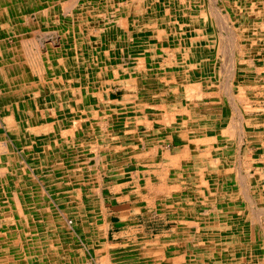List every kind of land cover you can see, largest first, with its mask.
<instances>
[{
    "label": "rangeland",
    "instance_id": "374dc122",
    "mask_svg": "<svg viewBox=\"0 0 264 264\" xmlns=\"http://www.w3.org/2000/svg\"><path fill=\"white\" fill-rule=\"evenodd\" d=\"M46 5L82 11L57 23L37 15ZM108 34L114 60L92 79ZM0 65V198L26 207L1 224L30 264H170L180 241L208 264L246 228L262 243L264 0H0ZM28 176L32 198L7 187ZM225 203L244 231L222 230ZM240 257L229 261L258 264Z\"/></svg>",
    "mask_w": 264,
    "mask_h": 264
},
{
    "label": "bare ground",
    "instance_id": "6f19581e",
    "mask_svg": "<svg viewBox=\"0 0 264 264\" xmlns=\"http://www.w3.org/2000/svg\"><path fill=\"white\" fill-rule=\"evenodd\" d=\"M12 1V0H11ZM161 1V0H160ZM170 1V0H169ZM172 1V0H171ZM176 1V0H175ZM180 1V0H179ZM165 2V1H164ZM235 2H237V1H235ZM245 2V1H244ZM59 3V2H58ZM69 3V2H68ZM175 3V2H174ZM189 3V2H188ZM243 3V2H242ZM195 4H193V6H194ZM198 5V4H197ZM254 5V4H253ZM50 6V5H49ZM139 6V5H138ZM252 6V5H251ZM46 7H48L47 5H46ZM190 7V6H189ZM246 7V6H245ZM3 8V7H2ZM137 8H139V7H137ZM163 8V7H162ZM249 8H251V7H249ZM254 8V7H253ZM205 9V8H204ZM40 9H38L37 10V12L39 11ZM106 10V9H105ZM116 10V9H115ZM118 10V9H117ZM241 10H243V9H241ZM240 10V11H241ZM16 11V10H15ZM32 9H30V12L32 13ZM76 11V10H75ZM81 11H82V9H81ZM80 11V12H81ZM239 11V12H240ZM40 13H37V15L38 16H44V15H48V16H50V15H54V19H53V21L54 22H57V23H59V19L60 20H62L63 19V17H67L66 19H70L71 18V22H73L74 20H76V15H75V13H78V14H80V12H74V10L73 11H70L69 10V12L70 13H72V14H69L68 13V11H67V9H49V7H48V9H42L41 11H39ZM84 12V11H83ZM115 12V11H114ZM137 12H138V10H137ZM2 13V12H1ZM35 13V12H34ZM57 13H59L60 15H58ZM57 15V17H56V15ZM175 14H176V12H175ZM102 15V14H101ZM115 15V14H114ZM138 15V14H137ZM48 16H47V18H48ZM103 16V15H102ZM184 16V15H183ZM186 16V15H185ZM52 17V16H51ZM58 17H59V19H58ZM79 17V16H78ZM92 17V16H91ZM53 18V17H52ZM112 18V17H111ZM111 18H110V20H111ZM181 18V17H180ZM108 19V18H107ZM120 19H122V18H120ZM127 19V18H126ZM3 20V19H2ZM109 20V19H108ZM123 20V19H122ZM183 20V19H182ZM30 21V20H29ZM28 21V22H29ZM104 21V20H103ZM251 21V20H250ZM28 22H27V24H28ZM126 22V21H125ZM209 22V21H208ZM120 23V22H119ZM122 23H124V22H122ZM250 23V22H249ZM31 24V23H30ZM248 25V24H247ZM125 26V25H124ZM123 26V27H124ZM138 26V25H137ZM159 26V25H158ZM193 26V25H192ZM242 26V25H241ZM49 27V26H48ZM122 27V28H123ZM249 27V26H248ZM61 28V31L62 30H64L63 29V27H60ZM88 28H90V27H88ZM107 28V27H106ZM126 28V27H125ZM124 28V29H125ZM93 28H91L90 29V33L93 35L94 33H93V30H92ZM243 29V28H242ZM146 30V29H145ZM56 31V30H55ZM33 32V31H32ZM138 32V31H137ZM48 33V32H47ZM159 33H162V32H159ZM159 33H158V35H159ZM33 34V33H32ZM136 34V33H135ZM38 35H40V34H38ZM37 35V36H38ZM55 35V34H54ZM118 35V34H117ZM32 36V35H31ZM64 36H66L65 34H64ZM63 36V37H64ZM100 36H102V35H100ZM161 36V35H160ZM35 37V36H34ZM41 37H43V36H41ZM41 37H40V39H41ZM50 37V36H49ZM99 37V36H98ZM132 37H134V36H132ZM141 37V36H140ZM51 38H52V36H51ZM58 38V37H57ZM66 38V37H65ZM73 38V37H72ZM95 38H96V36H95ZM101 38V37H100ZM108 38H109V41H107L106 42V46H105V48L107 49V50H104L103 48H99V51L98 52H95V54H94V57H92L93 59H92V62H91V67H92V69L90 70L92 73H90V75H88L89 77H91L92 79L93 78H96V76L98 77V76H100V75H102V73L100 74V71H98V70H96V68H100V63H99V61L100 60H102L103 62H104V64H105V66L107 65V63L108 62H113V60H114V58H113V53H114V46L116 45V43H115V41H114V39L115 40H118V39H116V37L114 36H112V35H110V34H108ZM45 39V38H44ZM47 39V38H46ZM74 39V38H73ZM103 39V38H102ZM151 39H153V38H151ZM168 39V38H167ZM174 39V38H173ZM126 40V39H125ZM171 40V39H170ZM47 41V40H46ZM161 41V40H160ZM186 41V40H185ZM246 41V40H245ZM101 43V42H100ZM167 43H168V40H167ZM172 43V42H171ZM175 43V42H174ZM185 43V42H184ZM187 43V42H186ZM42 44V43H41ZM122 44V41H120V45ZM139 44V43H138ZM28 45V44H27ZM40 45V44H39ZM201 45V44H200ZM29 46V45H28ZM57 46V45H56ZM92 47V44L91 43H88L87 44V47L89 48V47ZM94 47H95V45H93ZM123 46V45H122ZM17 47V46H16ZM44 47V46H43ZM114 47V48H113ZM32 48V47H31ZM42 48V47H41ZM50 48L51 47H49V49L48 50H50ZM17 49V48H16ZM33 49V48H32ZM138 49V48H137ZM195 49V48H194ZM202 49V48H201ZM42 50V49H41ZM135 50V49H134ZM36 52V51H35ZM139 52H140V50L138 51L137 50V53L134 55V56H136L137 58H139L138 56H140L139 55ZM148 52V51H147ZM213 52V51H212ZM67 53V52H66ZM72 53V52H71ZM215 53V52H214ZM31 54V53H30ZM29 55V54H28ZM38 55L43 59V55L42 54H40V53H38ZM57 55H59V52L57 53ZM192 55V54H191ZM48 56H49V54H47L46 55V58H48ZM116 56V55H115ZM187 56H188V54H187ZM193 56V55H192ZM29 57V56H28ZM121 57V56H120ZM195 57V56H194ZM41 59V60H42ZM49 59V58H48ZM140 59V58H139ZM41 60H40V58H39V61L41 62ZM137 60V59H136ZM75 60H72L71 62L68 60V66H66V67H68V68H70L71 66L73 67H80L79 65H77V64H75V63H73ZM140 61V60H139ZM65 62H67L64 58H60V62L59 63H65ZM254 62V61H253ZM38 63V62H37ZM112 65V64H111ZM256 65V64H255ZM33 66V65H32ZM31 66V67H32ZM39 66V65H38ZM84 67V66H83ZM2 69H5L4 68V66L3 65H0V73H2V72H4V71H2ZM25 69V68H24ZM93 69H95V70H93ZM263 69V68H262ZM37 70V69H36ZM55 70V69H54ZM66 70V69H65ZM117 71V70H116ZM127 71V70H126ZM36 73V72H35ZM38 73V72H37ZM41 73V72H40ZM116 73V72H115ZM112 74V72L110 73V75ZM215 74V73H214ZM5 75H6V73H5ZM52 75V74H51ZM117 75V74H116ZM40 77V76H39ZM38 77V78H39ZM131 77V76H130ZM138 77V76H137ZM209 77V76H208ZM32 78H33V75H29V79L28 80H32ZM61 78V77H60ZM59 78V79H60ZM58 79V80H59ZM39 80H41L40 78H39ZM45 80V79H44ZM51 80H53V79H51ZM57 80V81H58ZM62 80V79H61ZM78 80H79V78H78ZM56 81V80H55ZM71 81V80H70ZM77 81V80H76ZM80 81V80H79ZM78 81V82H79ZM41 82H42V80H41ZM47 82V81H46ZM65 82V81H64ZM130 82H131V80H130ZM38 83V82H37ZM48 84V83H47ZM87 84V83H86ZM98 85V84H97ZM124 85V84H123ZM127 85V84H126ZM53 86V85H52ZM84 86V85H83ZM89 86V85H88ZM55 87V86H54ZM53 87V88H54ZM74 87V86H73ZM128 87V86H127ZM60 88V87H59ZM85 88H87V87H85ZM127 89V88H126ZM128 89H129V87H128ZM31 90H33V86L31 87ZM57 90V89H56ZM61 90V89H60ZM91 89H88V92L90 91ZM71 91H74V90H72L71 89ZM79 91V90H78ZM75 92V91H74ZM11 93V92H10ZM17 93V92H16ZM58 93H59V91H58ZM58 93H57V95H58ZM65 93V92H64ZM76 93V92H75ZM75 93H74V95H75ZM80 93V92H79ZM29 94V93H28ZM31 94V93H30ZM137 94V93H136ZM10 95V94H9ZM8 95V96H9ZM16 95V94H15ZM79 95V94H78ZM11 96V95H10ZM17 96V95H16ZM55 97V96H54ZM59 97H60V95H59ZM77 98V97H76ZM11 99V98H10ZM13 99V98H12ZM15 99V98H14ZM57 99V98H56ZM82 99V98H81ZM76 100V99H75ZM21 101V100H20ZM79 102H82V101H80V99L78 100ZM77 100L75 101V102H78ZM102 101V100H101ZM104 101V100H103ZM108 101V100H107ZM106 101V102H107ZM105 102V101H104ZM112 102V101H111ZM11 103V102H10ZM9 103V104H10ZM14 103H15V101H14ZM24 103V102H23ZM114 103V102H113ZM7 104V103H6ZM35 104H37V103H35ZM88 104V103H87ZM8 105V104H7ZM7 105H5L6 106V108H8L7 107ZM91 105V104H90ZM47 106V105H46ZM70 106V104H68V107ZM158 106V105H157ZM107 107V106H106ZM4 108V107H3ZM110 108V107H109ZM17 110H19L20 109V106H17V108H16ZM22 109V108H21ZM54 109V108H53ZM112 109V108H111ZM114 109V108H113ZM7 110H9V108L7 109ZM12 110V109H11ZM29 110V109H28ZM37 110V109H36ZM44 110V109H43ZM93 111V110H92ZM95 111V113L97 114V112H96V110H94ZM10 112H12V111H10ZM42 112V111H41ZM108 113V112H107ZM11 114H13V113H10V116H11ZM62 114H64V113H62ZM96 114H95V116H96ZM32 115H33V113H32ZM31 115V116H32ZM58 115V114H57ZM102 115H104V113L102 114ZM9 116V117H10ZM30 116V117H31ZM50 118L49 117H47V116H45V115H43V117H42V119L44 120V121H46L47 122V124L49 123L48 121H50L51 120V118L53 117L54 119H55V113H54V111L53 110H50ZM99 116V115H98ZM105 116H106V114H105ZM13 118H14V115L12 116ZM72 117V116H71ZM87 117V116H86ZM92 117H94V116H92ZM97 117V116H96ZM118 117H120V116H118ZM13 118H12V120H13ZM57 118V117H56ZM74 118H75V116H74ZM103 118H106V117H103ZM58 119V118H57ZM86 119V118H85ZM85 119H78L77 121H79V120H85ZM55 121H56V119H55ZM74 121H76V120H74ZM58 122V121H57ZM101 122V121H100ZM104 122V121H103ZM28 123V122H27ZM32 123V122H31ZM107 123V122H106ZM105 123V124H106ZM46 124V123H45ZM232 124V123H231ZM28 125V124H27ZM30 125V124H29ZM49 125L50 124H48L47 125V128H49ZM55 125V124H54ZM58 125V124H57ZM219 125V124H218ZM51 126V125H50ZM227 126L229 127V125L227 124ZM28 127V126H27ZM231 127V126H230ZM229 127V128H230ZM229 128H222L223 130L222 131H224V130H226V131H228V129ZM31 129H33L34 130V128H31ZM72 129V128H71ZM231 129H232V127H231ZM69 130V129H68ZM75 130V129H74ZM180 130V129H179ZM189 130V129H188ZM217 130V129H216ZM230 130V129H229ZM61 131V130H60ZM220 131V130H219ZM33 132H36V131H33ZM63 132V131H62ZM188 132V131H187ZM191 132V131H190ZM214 132V131H213ZM229 132V131H228ZM228 132H226V133H228ZM205 133H206V131H205ZM225 135H226V133L225 132H223ZM234 133V132H233ZM66 134H68V133H66ZM191 134V133H190ZM223 134V135H224ZM64 135V134H63ZM188 135V134H187ZM208 137V136H207ZM189 138V137H188ZM211 138H214V137H211ZM179 139H181V141L182 142H186L185 141V139L183 138V136L180 134V136H179ZM200 139V138H199ZM204 139V138H203ZM189 140V139H188ZM191 140V139H190ZM189 140V141H190ZM196 140V139H195ZM214 140H215V138H214ZM201 141H204V140H201ZM206 141H207V138H206ZM196 142V141H195ZM193 143V142H192ZM210 143V142H209ZM197 144V143H196ZM113 146V145H112ZM222 150V149H221ZM224 153V152H223ZM0 163H2V161L0 162ZM215 163V162H214ZM213 164V163H212ZM17 165V164H16ZM14 166V165H13ZM117 167V166H116ZM222 172H223V170H222ZM205 173V172H204ZM3 174V173H2ZM2 174H0V175H2ZM212 174V173H211ZM224 174V173H223ZM4 175V174H3ZM238 175V174H237ZM251 176V175H250ZM218 177V176H217ZM239 177V176H238ZM247 177H249L248 175H247ZM215 178V177H214ZM240 178V177H239ZM0 179H1V177H0ZM238 179V178H237ZM27 180L29 181V182H24V183H22V184H20V185H16L17 183H15L14 184V182H12V184L9 182V184H8V186L7 187H10V186H12L13 188H14V190H17V189H22V191H23V193H22V196L23 197H25L26 195H28V196H31V198L33 197V195H32V193H31V189L32 188H29V186L28 185H32V178L30 177V176H28V178H27ZM239 181V180H238ZM240 181H241V179H240ZM249 182V181H248ZM239 183H241V182H239ZM3 185V184H2ZM240 185V184H239ZM242 185V184H241ZM244 185V184H243ZM250 187V185L248 186V188ZM242 188V187H241ZM244 188V187H243ZM35 189H37V190H39L38 189V186L36 187L35 186ZM204 190V189H203ZM244 190H246V187L244 188ZM4 191V190H3ZM28 192V194H24V192ZM207 191V190H206ZM250 191V190H249ZM242 192V191H241ZM243 194V193H242ZM9 196H7V197H5L4 199H2V197L0 198V203L1 204H3L4 205V211H5V214H0V264H30L32 261H33V258L31 257V255L29 254V252H28V250H26V248L27 247H22L23 245L21 244V246H18V244H17V242L16 241H14V239L16 238L15 237V232H11L10 230H5V227L1 224V220H4L5 218H7L8 219V217L10 216V214L13 212V211H15V212H17L16 210H18V213H19V216L20 215H24V212H25V208H22V204H20V202H19V199L20 198H22V197H20L15 191H13L12 193H10V194H8ZM211 195V194H210ZM213 195V194H212ZM211 195V196H212ZM245 196V195H244ZM24 199V198H23ZM25 200V199H24ZM32 201V200H31ZM234 205H231V204H229V203H225V206H224V211H221V212H219V217H221L220 218V222L222 221L223 223V225H221V227H222V230L223 231H231L232 232V234L234 233L233 232V230H237V231H244V229L246 228L245 226H244V229L242 228V227H237V220H240L241 219V214H242V212H241V209L240 208H238L237 207V204H235V203H233ZM31 208V207H30ZM257 209V208H256ZM43 210V209H42ZM1 211H3V210H0V212ZM183 211V210H182ZM244 211V210H243ZM249 211L251 212V210L249 209ZM40 212V211H39ZM259 212V211H258ZM2 213V212H1ZM43 213V212H42ZM96 214V213H95ZM254 214V213H253ZM40 215V214H39ZM95 216V215H94ZM186 216V215H185ZM13 218V217H12ZM21 218V217H20ZM246 218V217H245ZM20 220V219H19ZM26 220V219H25ZM185 222V221H184ZM32 223V222H31ZM187 224V223H186ZM245 224V223H244ZM214 225V224H213ZM186 226V225H185ZM32 227V226H31ZM260 227V226H259ZM252 228V227H251ZM202 229V228H201ZM259 229V228H258ZM248 230V228H246L245 229V233L246 234H244V232L243 233H238V234H236V236L233 234V235H230V236H223V237H221L222 238V244H223V246H222V248L220 247L219 249H215V248H212L213 247V245L211 244V242H208L207 244L209 245L210 244V247L209 246H207V247H209V248H212L211 249V251L210 252H208V250H206V252L208 253V258H210L209 259V263L208 264H213V263H216V264H240V262L239 263H236V262H232V261H229V260H231V259H233V258H238L239 257V260L241 259V257L240 256H249V255H251L252 257H253V259H255V260H258V264H264V231H260V237L262 238V243H258L257 241H256V239H255V236L253 235V234H247V231ZM264 230V229H263ZM258 231V230H257ZM250 232V231H249ZM29 233V232H28ZM185 233V235H186V233H187V231H185L184 232ZM183 233V234H184ZM193 233V232H192ZM191 234V233H190ZM206 234V233H205ZM13 235H14V237H13ZM19 235V234H18ZM204 236V235H203ZM252 237V238H249V237ZM188 237V236H187ZM204 238V237H203ZM20 239V238H19ZM26 239V238H25ZM29 239V238H28ZM28 239L26 240V241H28ZM207 239V238H206ZM258 239V238H257ZM18 241V240H17ZM196 241V240H195ZM50 242V241H49ZM27 243V242H26ZM25 243V244H26ZM45 243V242H44ZM245 243H246V246H245ZM201 244H204V243H201ZM241 244V245H240ZM27 245V244H26ZM174 245V244H173ZM187 245H188V243L186 242V241H180L176 246H175V248L173 249L172 248V252L171 253H173L174 254V257L172 258V261L170 262L169 261V263L170 264H196L197 263V260H200V261H202V257H204V258H206L207 256H206V253H204V252H201V254L200 255H202V256H200L199 258H198V256H197V259H195V260H193L192 259V256L190 257V256H188L190 253H191V251L190 250H188L186 247H187ZM238 245H240V246H242V247H240V249H239V251H242V253H239L238 251H237V249H236V247L235 246H237L238 247ZM217 246V245H216ZM22 247V248H21ZM195 247V246H194ZM208 248V249H209ZM260 249V250H259ZM201 250V249H200ZM204 250V249H203ZM259 251H261V253H259ZM244 252V253H243ZM164 254V253H163ZM178 255V257H176ZM11 257H13V258H11ZM161 257V256H160ZM163 257V256H162ZM187 257H190V259L188 260L187 259ZM159 258V257H158ZM185 259V260H184ZM204 260V259H203ZM164 261V260H163ZM55 262H57V261H55ZM51 264V263H50ZM55 264V263H54ZM58 264V263H57Z\"/></svg>",
    "mask_w": 264,
    "mask_h": 264
}]
</instances>
